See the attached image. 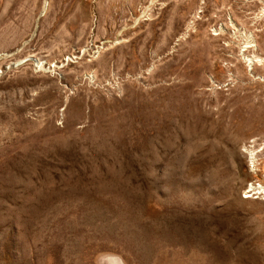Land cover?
Segmentation results:
<instances>
[{
    "label": "rangeland",
    "instance_id": "374dc122",
    "mask_svg": "<svg viewBox=\"0 0 264 264\" xmlns=\"http://www.w3.org/2000/svg\"><path fill=\"white\" fill-rule=\"evenodd\" d=\"M258 182L264 0H0V264H264Z\"/></svg>",
    "mask_w": 264,
    "mask_h": 264
},
{
    "label": "bare ground",
    "instance_id": "6f19581e",
    "mask_svg": "<svg viewBox=\"0 0 264 264\" xmlns=\"http://www.w3.org/2000/svg\"><path fill=\"white\" fill-rule=\"evenodd\" d=\"M256 154V157H255ZM249 156L251 163L255 165L254 163L257 161V152L255 150L250 149L249 150ZM258 183H250L249 186L244 190V196L247 198V196H253L254 187H257ZM107 264H122L121 261L117 257H109L106 260Z\"/></svg>",
    "mask_w": 264,
    "mask_h": 264
},
{
    "label": "built area",
    "instance_id": "2783aa9c",
    "mask_svg": "<svg viewBox=\"0 0 264 264\" xmlns=\"http://www.w3.org/2000/svg\"><path fill=\"white\" fill-rule=\"evenodd\" d=\"M251 167H253L252 163H251ZM249 197L264 198V184L258 182L257 187H254L253 196H247V198H249Z\"/></svg>",
    "mask_w": 264,
    "mask_h": 264
}]
</instances>
